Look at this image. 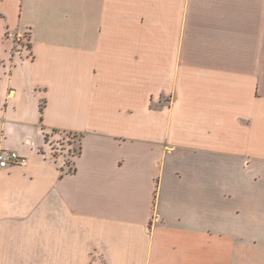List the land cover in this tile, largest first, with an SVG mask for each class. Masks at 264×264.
Masks as SVG:
<instances>
[{
  "label": "crops",
  "instance_id": "obj_1",
  "mask_svg": "<svg viewBox=\"0 0 264 264\" xmlns=\"http://www.w3.org/2000/svg\"><path fill=\"white\" fill-rule=\"evenodd\" d=\"M2 149L0 264H264V0H0Z\"/></svg>",
  "mask_w": 264,
  "mask_h": 264
},
{
  "label": "rangeland",
  "instance_id": "obj_2",
  "mask_svg": "<svg viewBox=\"0 0 264 264\" xmlns=\"http://www.w3.org/2000/svg\"><path fill=\"white\" fill-rule=\"evenodd\" d=\"M47 142L50 145L53 154H64L69 163H71L72 157L78 153V137L73 136L72 134L57 137L52 142L47 139Z\"/></svg>",
  "mask_w": 264,
  "mask_h": 264
},
{
  "label": "built area",
  "instance_id": "obj_3",
  "mask_svg": "<svg viewBox=\"0 0 264 264\" xmlns=\"http://www.w3.org/2000/svg\"><path fill=\"white\" fill-rule=\"evenodd\" d=\"M27 159L14 151L0 150V171L10 167L24 166Z\"/></svg>",
  "mask_w": 264,
  "mask_h": 264
}]
</instances>
